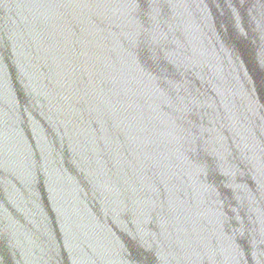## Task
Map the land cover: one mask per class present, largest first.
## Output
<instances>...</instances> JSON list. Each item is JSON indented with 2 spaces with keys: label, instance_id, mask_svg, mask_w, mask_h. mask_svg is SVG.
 Instances as JSON below:
<instances>
[{
  "label": "water",
  "instance_id": "95a60500",
  "mask_svg": "<svg viewBox=\"0 0 264 264\" xmlns=\"http://www.w3.org/2000/svg\"><path fill=\"white\" fill-rule=\"evenodd\" d=\"M0 264H264V0H0Z\"/></svg>",
  "mask_w": 264,
  "mask_h": 264
}]
</instances>
